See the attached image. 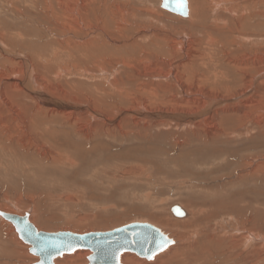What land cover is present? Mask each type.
Returning a JSON list of instances; mask_svg holds the SVG:
<instances>
[{
  "label": "rangeland",
  "instance_id": "374dc122",
  "mask_svg": "<svg viewBox=\"0 0 264 264\" xmlns=\"http://www.w3.org/2000/svg\"><path fill=\"white\" fill-rule=\"evenodd\" d=\"M81 1L60 0L61 4L57 0H0V40L5 43L8 52L21 54L27 59V70L36 78L32 85L27 82L21 83L22 86H7L6 80L12 75L25 80L27 70L22 64L18 67L20 58L13 55L11 57L14 58H11L0 52V92L1 88L5 90L3 96L9 104L0 112V118L5 122L8 119L9 130L14 131L12 141L0 140V205L10 207L13 212L16 208L18 213L29 210L31 205L30 217L45 231H107L143 220L141 222L148 221L164 230L175 243L188 246L201 235L196 236L200 229L202 233L213 235L218 242L210 243L206 249L216 252L221 249L224 254L231 251L233 254H244L242 260L238 259L244 264H264V80L258 79L260 71L264 75V0H244L238 4L229 1L221 3L218 11L213 12L207 7L205 22L193 26L190 24L193 19H183L166 11L161 7L160 0H93L88 7L95 4L99 10L112 13L110 15L117 20H108V14L103 17L101 24L105 26V33L99 28L89 30L87 23L80 18L86 16L75 14L76 17H70L72 15L67 8L79 7V4L82 7L85 0ZM193 1H190L191 6ZM65 4L67 8L63 7ZM235 6L238 7L237 12H245L243 16L247 18L240 28L235 25L238 20L236 15L226 9ZM57 12L58 15H55ZM89 12L87 20L96 24L95 15ZM97 13L96 16H101L99 11ZM212 28L214 30L210 31ZM183 29L190 30L191 34L194 32L192 38L196 42L190 44V48L197 53V57L182 69L180 61H189L186 56L178 51H175L176 55L168 56V52L157 49L156 44L163 41L166 45L171 44L173 38L177 40L176 37L183 35ZM207 30L216 39L215 45H206ZM241 33L250 35L249 39L244 40ZM92 38L96 40L95 44L86 47L85 44ZM0 50L3 49L0 47ZM156 53L168 56L167 60H172L171 68L176 69L181 78L201 84L197 88L203 99L195 94L194 98L206 102L204 107L202 103L194 105L196 113L212 107L211 99L206 98L208 95L235 99L246 92L229 104L231 108H240L241 112L224 115L219 122L209 123L207 128L193 120L191 124L167 117L155 120L136 115L135 109L143 112L150 110L152 113L160 109L163 113L168 109L173 111L178 109L174 107V101L186 98L182 96L183 87H179L171 75L165 79L161 77L162 71H168L170 66H167L166 59L164 63L156 62ZM206 53H210L214 60L208 58L210 60L205 66L200 64L199 59ZM146 54L150 55L149 59L153 58V62L148 59L144 65ZM7 56L15 63L5 61ZM240 57L249 64L236 67L225 65L231 59L233 62H244ZM173 60H176L175 65ZM145 66L152 69L144 74ZM147 74L149 77L145 76ZM158 76V79L151 78ZM215 81L221 82V85L215 84ZM159 82L164 83L161 88L157 86ZM170 82L174 85L167 90L166 84ZM141 83H152L150 86L157 91L141 92L138 88ZM30 85L37 93L46 96V102H37L27 93L28 90H25L27 94L24 93L22 89H31ZM193 85L186 84L185 90L192 89L193 92L196 89ZM163 86L166 90L162 89ZM162 98H165V104L161 102ZM14 112L31 119L30 134L33 137L36 135V141L45 146H38L34 139L29 141L30 136L19 131L21 127L14 129L16 123L8 118ZM34 112L37 114L34 115ZM209 128L220 132H215L216 136L208 140L202 131ZM47 129L58 132L53 134L54 140L58 141L55 145L47 142L42 135ZM49 147L61 155L72 157L75 163L54 164L46 154L48 151L45 148ZM134 166L144 168L149 176L143 173L137 176L139 181H134L131 174H121V170ZM146 192H149V197L144 195ZM64 193H76L74 197L77 200L79 197L78 203L64 202ZM174 204L187 208L191 212L190 217L201 210L194 220L202 227L194 228L197 234L184 235L186 229L193 232V225L182 228L175 225V220L181 218L166 209ZM101 206L107 208L103 210ZM80 211L92 214L93 217L87 221L99 216V222L103 224L96 227L82 221L75 224ZM6 227L13 229L0 219L1 234L7 231ZM248 232L253 237H246ZM15 233L13 229L20 261L22 264H34L36 255L25 248L26 243ZM0 236V240L4 239L0 242V254H6L1 250L11 243L3 235ZM200 248L198 246L192 252L200 253L202 258L194 262L188 259V264H203L205 261L208 262L204 264H234L237 260L223 253L220 257H206V252H201ZM76 252H71V255L64 253L70 256L68 260H64L66 256L55 259L61 264H85L87 256L76 257ZM133 254L136 259L149 260ZM260 259H263L262 263Z\"/></svg>",
  "mask_w": 264,
  "mask_h": 264
},
{
  "label": "bare ground",
  "instance_id": "6f19581e",
  "mask_svg": "<svg viewBox=\"0 0 264 264\" xmlns=\"http://www.w3.org/2000/svg\"><path fill=\"white\" fill-rule=\"evenodd\" d=\"M59 3H61L60 2V0H57ZM73 1V0H72ZM76 1V0H75ZM81 1V0H80ZM190 1L191 0H188V13H187V17H182L181 16V18H185V19H193V20H191L189 23L191 24V26H193V25H195L196 23H203V22H205V20L207 19V16L205 15L206 14V8L208 7H210L209 9H210V11L211 12H213L214 10H217L218 11V9H219V7H221L220 5H221V3H225V2H229V1H233V2H230L231 4H235V3H237L238 4V2H240V1H244V0H194L193 1V3H194V5H192V6H194V7H192L191 6V4H190ZM259 1V0H258ZM82 2V1H81ZM93 2V0H85V1H83V3H84V5L81 7L80 6V4H79V7H76V6H72V7H70L69 9L67 8V6H66V4H65V6H63L64 8H67V10H68V13L70 14V15H72V16H70V17H76V16H74L75 14H79L80 16H86V17H80L82 20H84V23H87V28H89V30H91V29H93L92 31H94V30H98V28L100 29V31L101 32H104V27H102V20H103V17L105 16V15H107V17H110L108 20H112V19H114L115 20V18H113V15H110V14H112V13H109V12H106L105 10H104V12L102 11V10H99L100 8H98L95 4L91 7H88L89 6V3H92ZM73 3V2H72ZM106 3V2H105ZM160 3H161V0H160ZM53 4V3H52ZM61 4H63V3H61ZM74 5V4H73ZM69 6V5H68ZM116 6V5H115ZM119 6V5H118ZM62 7V6H61ZM238 7H240V5L238 6ZM238 7L236 8V6L235 7H226V9H228L229 8V10H230V12L232 13V14H234V15H236V17L238 18V20L237 21H235L236 23H235V25H237L239 28L241 27V24H243L246 20H247V18H245L246 17V15L245 16H243L244 15V13L243 14H241V12L239 11V12H237L238 11ZM244 8L246 7V8H248L246 5H244L243 6ZM48 8H49V6H48ZM55 8V7H54ZM60 8V7H59ZM53 9V8H52ZM225 9V10H226ZM240 9V8H239ZM249 9V8H248ZM60 10V9H59ZM88 10H90V12L89 13H91L92 15H95V16H93L94 18H95V20H96V24L95 23H92V21L90 20V21H88L87 20V13H88ZM166 10V9H165ZM244 10V9H243ZM243 10H241V11H243ZM51 11V10H50ZM99 11V15H101V16H96ZM115 11V10H114ZM129 11V10H128ZM166 11H168V10H166ZM250 11V10H249ZM61 12H62V10H61ZM169 12V11H168ZM58 13L59 12H57L55 15H58ZM170 13H172V12H170ZM259 13V12H258ZM215 14V13H214ZM178 15V14H177ZM211 15V14H210ZM178 16H180V15H178ZM106 17V18H107ZM116 17V16H115ZM218 17V16H217ZM53 18V17H52ZM55 18V17H54ZM91 18V17H90ZM89 19V18H88ZM217 19V18H216ZM246 19V20H245ZM94 20V19H93ZM124 21H127V20H125V18L123 19ZM122 20V21H123ZM224 20H225V18H224ZM59 21V20H58ZM79 21V20H78ZM107 21V19H105V22ZM115 21H117V20H115ZM74 22H75V20H74ZM170 22V21H169ZM65 23V22H64ZM116 23H118V22H116ZM104 24V23H103ZM170 24V23H169ZM175 24V23H174ZM190 24H189V27H190ZM100 25V26H99ZM171 25H173V24H171ZM180 25V24H179ZM199 25V24H198ZM197 25V26H198ZM203 25V24H202ZM79 26H80V24H79ZM175 26V25H174ZM84 27V26H83ZM85 28V27H84ZM174 28H176V27H174ZM184 28V27H183ZM199 28V27H198ZM237 28V27H236ZM119 30V29H118ZM144 30V29H143ZM160 30V29H159ZM185 29H183V31H184ZM196 30V29H195ZM210 31H212V30H214V28H212V29H209ZM240 30V29H239ZM100 31H99V33H100ZM168 31V30H167ZM182 31V30H181ZM190 31V30H189ZM188 30H186V31H184L183 32V35L181 34L180 35V38H178V37H176L177 38V40H175L174 38H173V42L170 44V43H167V45L164 43V41H163V43H157L156 44V48L157 49H159V50H161L162 52H165V51H167L168 52V56H170V55H174L176 52L175 51H178V52H180L182 55H184V56H186L188 59H189V61H180V64H179V62H178V64H179V66H180V68H182L183 69V67L184 68H186L187 66H188V62H190V60H192V59H194L195 57H197V53L196 52H194L193 51V48H190V44H192V43H194V42H196L192 37H193V34H194V32H192V34H191V32H189ZM210 31H206V40H205V43H206V45L207 46H210L211 44L212 45H215L214 43L216 42L217 43V41H215L216 39L214 38V37H212V36H210L209 34L210 33H212V32H210ZM241 31V30H240ZM90 32V31H89ZM97 32V31H96ZM105 33V32H104ZM164 33V32H163ZM179 33V32H178ZM178 33H177V35H178ZM181 33V32H180ZM179 33V34H180ZM102 34V33H101ZM158 34V33H157ZM156 34V35H157ZM162 34V33H161ZM242 34V36L244 37V40H248L249 39V37H250V35H247V34H243V33H241ZM204 35H205V33H204ZM240 35V34H239ZM78 36V35H77ZM164 36V35H163ZM241 36V37H242ZM167 37V36H166ZM1 39H4V38H2L1 37ZM93 40H91V42H88V43H86L85 44V46L86 47H90L93 43L95 44V42H96V40H94V38H92ZM113 39V38H112ZM156 39V38H155ZM253 39V38H252ZM162 40H163V38H162ZM200 40V39H199ZM243 40V39H242ZM230 42V41H229ZM252 44V43H251ZM5 45V43L3 42V41H1L0 40V47H1V49H3V50H0V52L2 53V55L3 54H6V55H10V57L13 55V56H15V58H20L21 59V61H18V63H17V65L18 64H22L23 66H25V69L27 70L28 68H29V63H28V61H27V59H25V58H23L22 57V55L21 54H18V53H12L10 50H9V52H8V48L6 47V45ZM79 45V44H78ZM151 45V44H150ZM154 45V44H153ZM195 45V44H194ZM211 45V46H212ZM238 45H239V42H238ZM243 45V44H242ZM82 46V45H81ZM155 46V45H154ZM219 47H223L222 45H218ZM217 46V47H218ZM231 46H233V45H231ZM236 46V45H235ZM83 48V47H82ZM102 48V47H101ZM196 48V47H195ZM93 49V48H92ZM92 49H91V51H92ZM190 49H191V51H192V53H191V51H190ZM226 49H227V47H226ZM99 51V50H98ZM97 51V52H98ZM147 51V50H146ZM227 51V50H226ZM5 52V53H4ZM144 52V51H143ZM150 52V51H149ZM160 52V51H159ZM158 52V53H159ZM171 52V53H170ZM201 52V51H200ZM199 52V53H200ZM222 52V51H221ZM224 52V51H223ZM253 52V51H252ZM155 53V52H154ZM203 53V52H202ZM201 53V54H202ZM228 53H229V51H228ZM90 54H91V52H90ZM157 54V53H156ZM161 54V53H160ZM207 54V53H206ZM205 54V56L204 55H201V57H200V59H199V61H200V64H204L205 66L207 65V63H208V61L210 60V59H208V58H212V56H211V54L210 53H208L207 55ZM215 54V53H214ZM176 55V54H175ZM7 56V57H8ZM154 56H157V61L156 62H159V63H164L165 62V60L164 59H166V63H168L167 64V66H170V68H169V70L167 71V69L166 70H164V71H162V78H166V77H169L170 75L172 76V78L171 79H174L175 80V82H176V84H177V82H178V86L179 87H183V88H181V89H184V93L182 94V96H183V98L186 96V98H184V99H181V100H179V101H174V103H175V105H174V107H176V108H178V109H175V110H170V109H168V110H164V113H163V111H161V109L158 111V112H155V113H152V111H150V110H147V112H143V111H140V110H138V111H136V109L134 110L135 111V114L136 115H138V116H146L147 117V119L148 118H150V117H153V118H151V119H155L156 120V118H158L159 117V119L160 118H166L167 117V119L168 118H172L173 120H175V119H178L180 122L181 121H183V122H191V124H192V120L193 121H195V122H197V125H201V127L202 126H206V128H207V125L209 124V123H215V122H219L221 119H220V117L222 118V116H224V115H233V114H238L239 112H241V109L240 108H231V107H229V104L231 103V101H235L236 99H239L243 94H246V92H242V93H240V96H237L235 99L233 98V99H231V98H222V97H214V98H212V94L210 95L211 97H209V95H208V93H207V100L208 99H211V101H212V107H206V109H204L203 111L201 110V112H198V113H196L195 111H196V107L194 106V105H201V103H202V105H203V103L204 102H206L205 100H202L203 99V97H201V95H200V91H199V88H197L199 85L198 84H200L199 82H197L196 84H194V83H191L190 81H189V79H184V78H181L180 76H179V74L177 73V72H175L176 71V69H173V68H171L172 67V60L170 61V60H167V58L166 57H168V56H159L158 54L157 55H154ZM10 57H8V58H6L7 60H5V61H9L8 63H11L12 64V62L13 63H15L14 61H12V59H10ZM149 57H150V55L148 54H146L143 58H144V61H143V63H144V65H145V61L147 62L148 61V59H149ZM153 57V56H152ZM193 57V58H192ZM11 58H14V57H11ZM142 58V59H143ZM202 58H204L203 60H202ZM261 58L262 57H260L259 58V60L261 61ZM3 59H4V57H3ZM95 59H97V58H95ZM101 59V58H100ZM153 59V58H152ZM152 59H149V60H151L152 61ZM179 59V58H178ZM196 59V58H195ZM224 59V58H223ZM230 59V58H229ZM240 59H241V57H240ZM16 60V59H15ZM177 60V59H176ZM175 60V61H176ZM212 60H214L213 58H212ZM211 60V61H212ZM222 60V59H221ZM233 59H231V60H227V63L225 62V65H231L230 67H232V66H234V67H236V66H239V65H246V64H249V63H247V61H244L243 59H241V60H243L244 62H242V61H240V62H233L232 61ZM238 60H239V58H238ZM118 61V60H117ZM154 61H155V59H154ZM174 61V60H173ZM175 61H174V65H175ZM198 61V62H199ZM235 61V60H234ZM153 62V61H152ZM248 62H249V60H248ZM139 63H141V62H139ZM155 64V63H154ZM129 65V64H128ZM149 65H150V62H149ZM192 65V64H191ZM190 65V66H191ZM103 66V65H102ZM139 66V65H138ZM138 66H136V67H138ZM157 66V65H156ZM155 66V67H156ZM163 66H165V65H163ZM262 66V65H261ZM16 67V66H15ZM18 67H19V65H18ZM21 67V66H20ZM159 67V66H158ZM226 67H228V66H226ZM254 67V66H253ZM101 68V67H100ZM139 68V67H138ZM137 68V69H138ZM145 68V71L146 72H144V74L145 73H147L149 70H151L150 68H148L147 66H145L144 67ZM160 68V67H159ZM168 68V67H167ZM214 68V67H213ZM140 69V68H139ZM143 69V68H142ZM141 69V70H142ZM193 69V68H192ZM215 69H216V67H215ZM232 69V68H231ZM22 70V69H21ZM102 70V69H101ZM245 70V69H244ZM30 70H27V74H26V78H25V80H22V78H18V76H10V77H8L7 78V82H6V85L8 86H10V85H14V86H19V85H21V83H27V82H29V83H31V85L33 84V83H35L36 82V78L35 77H33V76H31V71L29 72ZM104 71V70H103ZM140 71V70H139ZM153 71V70H152ZM165 71H167V72H165ZM29 72V73H28ZM155 72V71H154ZM247 72V71H246ZM143 73V72H142ZM153 73V72H152ZM159 73V72H158ZM160 73H161V71H160ZM262 73V74H261ZM138 74V73H137ZM150 74H151V71H150ZM156 74V73H155ZM214 74H216V73H214ZM227 74V73H226ZM258 74H260L257 78L259 79V81L260 80H264V75H263V72H259ZM56 75H58V74H56ZM149 74H147V75H145V76H148ZM157 75V74H156ZM155 75V76H156ZM237 75H238V73H237ZM263 75V76H262ZM151 76V75H150ZM243 76V75H242ZM262 76V77H261ZM20 77V76H19ZM149 77V76H148ZM147 77V78H148ZM215 77V76H214ZM151 78H159V76L158 77H151ZM217 78V77H216ZM38 79V78H37ZM40 79V78H39ZM41 79H42V77H41ZM197 79V78H196ZM195 79V80H196ZM200 79V78H199ZM205 79H207V78H205ZM204 79V80H205ZM222 79V78H221ZM195 80H193V81H195ZM207 80H209V79H207ZM149 81V80H148ZM169 81V80H168ZM258 81V82H259ZM205 82V81H204ZM214 82V81H213ZM213 82H211V83H213ZM42 83V82H41ZM153 83V82H152ZM151 83V84H152ZM171 83V82H170ZM219 83V81H215V84H218ZM226 83V82H225ZM151 84H149V85H144L143 83H141V85H140V87H138L139 88V90L142 92V91H145V90H147L148 92L150 91V90H155V91H157V88H153V87H151L150 85ZM166 84V83H165ZM186 84L188 85V86H190L191 84L193 85H195L196 86V89L193 87V89H195V90H197V91H193L192 92V89L190 90V91H186L185 90V88H187L186 87ZM220 85H221V82L219 83ZM259 84H260V82H259ZM30 85V86H31ZM160 85H164V83L163 82H159V83H157V86H159L160 88H161V86ZM174 84H166V86L168 87L167 88V90H169V88L170 87H172ZM193 85V86H194ZM201 85V84H200ZM22 86V85H21ZM185 86V87H184ZM213 86V85H212ZM227 86H229V85H227ZM226 86V87H227ZM4 87V86H3ZM6 87V86H5ZM155 87V86H154ZM210 87V86H209ZM23 88V87H22ZM251 88V87H250ZM32 89V90H31ZM31 89H29V87H27V89H22L23 91H24V93L25 94H30V95H32L33 97H34V99H36L37 100V102H40V103H44V101L46 100L45 99V97L46 96H44V95H42L41 93H37L35 90H34V88H33V86H31ZM163 90H166V87L165 86H163V88H162ZM211 89V88H210ZM247 89V88H246ZM3 89L1 88V92H0V112H2L3 110H4V108L6 107V108H8V103H7V100L6 99H4V94H6L5 93V90H3ZM25 90H28V92L26 93L25 92ZM154 91V92H155ZM209 91V90H208ZM151 92V91H150ZM193 94H192V93ZM240 92V91H239ZM146 93V92H145ZM191 93V94H190ZM217 93V92H216ZM44 94V93H43ZM174 94V93H173ZM194 94L195 95H200V98H202V99H195L194 98ZM214 94H215V92H214ZM172 95V94H171ZM215 95H217V94H215ZM155 96H157V95H155ZM193 96V97H192ZM203 96H204V94H203ZM154 97V96H153ZM175 97V96H174ZM173 96H171V98L174 100L175 98H174ZM188 97H190V98H188ZM235 97V96H234ZM166 98V97H165ZM165 98H162L163 100L161 101L162 103H166V100H165ZM168 98V97H167ZM2 99V100H1ZM143 99V98H142ZM9 100V99H8ZM10 101V100H9ZM47 101H49V100H47ZM144 101H146V99L144 100ZM211 101H210V103H211ZM46 102V101H45ZM50 102V101H49ZM142 102V101H141ZM147 103H150V102H148V101H146ZM161 102H159V103H161ZM170 102V101H169ZM209 102V101H208ZM146 103V104H147ZM171 103V102H170ZM236 103V102H235ZM139 104V103H138ZM207 104V103H206ZM62 105H64V104H62ZM167 105H168V101H167ZM38 106V105H37ZM65 106V105H64ZM144 106H145V104H144ZM39 107V106H38ZM74 107V106H73ZM147 107V105L145 106V108ZM193 107V108H192ZM203 107H204V105H203ZM11 109V108H10ZM20 109H22V108H20ZM38 110H39V108H37ZM143 109H144V107H143ZM147 109V108H146ZM174 109V108H173ZM199 109V108H198ZM240 109V110H239ZM12 110V109H11ZM55 110V109H54ZM13 111V110H12ZM16 111V110H15ZM130 111V110H129ZM128 111V112H129ZM174 111H175V113H174ZM192 111V112H191ZM198 111V110H197ZM11 112V111H10ZM49 112V111H48ZM55 112H56V110H55ZM127 112V113H128ZM47 113V112H46ZM122 113V112H121ZM123 113H124V111H123ZM35 114H37V113H35L34 112V115ZM47 114H49V113H47ZM47 114H46V116H47ZM134 114V113H133ZM39 115V114H38ZM75 115V114H74ZM131 115V114H130ZM7 116V115H6ZM9 119H11V120H13L14 122L13 123H16L15 124V128L14 129H16L17 127L19 128V127H21V129H19V131L20 130H22L21 131V133H23V134H27V135H29L30 136V138L28 139L29 141L32 139H34L35 140V142L37 143V145L39 146H41V147H43V146H45L44 145V143H41V141H36V135H34V137L30 134V124H32L31 122V119L30 118H27L25 115H22L20 112H19V114H16L15 112H14V115H11V117H8ZM138 118V117H137ZM140 118V117H139ZM76 119V118H75ZM75 119H74V121H75ZM166 119V120H167ZM204 119V120H203ZM203 121H204V123H203ZM9 121H8V119H7V122H5V120H3V119H1L0 118V140H2V141H12L13 140V137H12V132H14V131H12V132H10L11 130H9V128H8V126H7V123H8ZM134 123V122H133ZM137 123V122H136ZM161 123V122H160ZM194 123V122H193ZM202 123V124H201ZM162 124V123H161ZM165 124V123H164ZM10 125V124H9ZM72 125H73V123H72ZM32 126V125H31ZM168 127V126H167ZM196 128V127H195ZM258 128V127H257ZM204 131V132H203ZM202 131V134L203 135H206V138L209 140V139H212V138H214L213 136L215 135L214 133L215 132H217V131H219V130H217L216 128H209L208 130H203ZM206 131V132H205ZM220 132V131H219ZM15 133H16V131H15ZM56 133H58V132H56V131H50V129H47L46 131H44V133L42 134V135H44L45 137V139H47L46 141L48 142L49 141V143L51 142V144H53L54 143V145H55V143H57L58 141H56V140H54V135L53 134H55L56 135ZM20 134V133H19ZM21 135V134H20ZM47 135H50L49 137H46ZM5 136H6V139H5ZM10 136H11V138H10ZM51 136H52V138H51ZM216 136V135H215ZM26 140V139H25ZM1 141V142H2ZM19 141V139L17 140V142ZM205 141V140H204ZM1 142H0V144H1ZM39 143V144H38ZM14 145H15V142H14ZM23 145H24V143H23ZM49 145V144H48ZM227 146V145H226ZM15 147V146H14ZM14 147H12V148H14ZM39 148V147H38ZM8 149H9V147H8ZM41 150V149H40ZM44 150V149H43ZM45 150H47L48 151V153H46L50 158H49V160H51V161H53L54 162V164H59V165H63V164H67V163H69V164H74L75 162H73V159H71L72 157H68L67 155H64V154H60V153H58L57 151H54L55 149H51L50 147L47 149V148H45ZM44 150V151H45ZM11 151V150H10ZM14 151H16V150H14ZM20 151V150H19ZM23 152H25V151H23ZM55 152H57V153H55ZM7 153V152H6ZM62 153V152H61ZM36 154V153H35ZM40 154H41V152H40ZM40 154H39V156H40ZM30 155V154H29ZM42 155H44L45 156V154H43L42 153ZM38 156V157H39ZM41 157V156H40ZM37 160H41L40 158H36ZM36 160V161H37ZM46 162V161H45ZM50 163V162H49ZM43 164V163H42ZM47 165V164H46ZM131 166V165H130ZM201 166V165H200ZM143 173H145V175H146V177H148L149 175L147 174L148 172H144V168H142V169H140V168H138V167H128L126 170H121V174H125V175H128V174H131L132 175V177H133V180L134 181H139L140 180V178H137V176H141V175H143ZM137 174V175H136ZM137 178V179H136ZM131 179V178H130ZM141 180H142V178H141ZM37 185H38V183H37ZM36 186V185H35ZM33 191V190H32ZM45 193V192H44ZM132 193V192H131ZM50 195H51V193H50ZM74 195H76V193H74ZM74 195H73V193H71V194H67V193H64V195H63V197H62V200L64 201V202H66V203H72V202H75L76 204L78 203V200H79V197H78V200H77V197H74ZM133 195V194H132ZM145 196L147 195L148 197H149V192H146L145 194H144ZM51 197H53V196H51ZM151 198V197H150ZM55 200H57V199H55ZM146 201V200H145ZM149 201V200H148ZM11 203V202H10ZM13 205H14V203H12ZM70 205V204H69ZM175 205V204H174ZM98 206V205H97ZM100 206V205H99ZM98 206V207H99ZM106 206V205H105ZM105 206H101V208H103V210L105 209V208H107V207H105ZM154 206V205H153ZM172 205H170L168 208H166V209H168L167 211H170L171 212V210H170V207H171ZM181 206V205H180ZM5 207H7V206H5V205H0V210L1 211H3V212H6V213H9V214H17V215H23L25 212H27L28 213V215H29V217H30V214H32V206L30 205V209L29 210H23L21 213H18V212H15L16 211V208H14L15 209V211L13 212L12 210H10L9 208H5ZM15 207V206H14ZM66 207V206H65ZM110 207H111V205H110ZM182 207V206H181ZM36 208H37V206H36ZM94 208H96V207H94ZM161 209V208H160ZM182 209L184 210V213H185V215L184 216H178L177 218H181V219H179L178 221L177 220H175L176 222H175V225H178V228H182V226H188V225H193L192 227V229H193V232L192 231H188V229H186L184 232H185V234L184 235H188V234H186V233H191V235L193 236V234H194V232H195V229L194 228H196V230L199 228V227H201V225H199L198 223H197V221L195 222L194 220H195V216H197L198 215V212L200 211L201 212V210L199 209V211L196 213L195 212V214L194 215H192L191 217H190V215H191V212L187 209V208H183L182 207ZM20 210V209H19ZM46 210V209H45ZM63 210V209H62ZM69 210V209H68ZM107 210V209H106ZM157 210H158V208H157ZM162 210V209H161ZM165 210V209H164ZM34 211H36V209L34 210ZM66 211V210H65ZM159 211V210H158ZM166 211V212H167ZM37 212H38V210H37ZM50 212V211H49ZM107 212V211H106ZM162 212V211H161ZM165 212V213H166ZM35 213V212H34ZM40 214V213H39ZM65 214V213H64ZM63 214V215H64ZM67 214V213H66ZM72 214V213H71ZM173 214V213H172ZM167 215V214H166ZM169 215V214H168ZM76 216H78L79 217V219H77V221L78 222H74L75 224L77 223V224H80L81 223V221H82V223H86V224H88V225H91V226H94V227H96V225H101V224H103L102 222H99V216H97L96 218H94L93 220H91V221H87V220H89V219H91L93 216H92V214H90V213H86V212H84V211H80V213H78ZM170 216V215H169ZM176 217V216H175ZM190 217V218H189ZM188 218V219H187ZM204 218V217H203ZM0 219L1 220H3V221H5L6 223H8L9 225H11L12 227H13V229H14V232H16L15 231V227L12 225V223L11 222H9V221H7L5 218H2L1 216H0ZM51 219V218H50ZM75 219V220H76ZM187 219V220H186ZM36 220V219H35ZM39 220V219H38ZM101 220V219H100ZM106 220V219H105ZM153 220V219H152ZM30 221H32L33 223H34V225L36 226V228L38 229V230H40V231H45V230H43V229H40L41 227H40V224H38V223H36L35 221H33V218H31L30 217ZM47 221V220H46ZM84 221H86V222H84ZM125 221V220H124ZM141 221H143V220H141ZM141 221H139V222H141ZM154 221V220H153ZM116 222H119V221H116ZM148 222V221H147ZM156 222V221H155ZM105 224V223H104ZM113 224V223H112ZM118 224V223H117ZM116 224V225H117ZM110 225V224H109ZM8 226V225H7ZM64 226V225H63ZM197 226H199V227H197ZM177 227V226H176ZM7 228V231L5 232V233H3L2 232V234L0 233V235H3L4 236V238H5V240L6 241H10V243H11V245L9 244V246H3V250H1V251H3V252H5L6 254H3V253H1L0 254V264H22V262L20 261V256H19V254H20V251L18 250V248L16 247V236L14 235V234H12V231H13V229H11V227H6ZM5 228V229H6ZM43 228H44V226H43ZM56 228V227H55ZM188 228H190V227H188ZM202 228V227H201ZM59 229V228H58ZM51 230V229H50ZM50 230H46V231H50ZM64 230H66V229H64ZM191 230V229H190ZM55 231H57V230H55ZM101 231V230H100ZM182 231H183V229H182ZM197 231H199L198 232V234H197V232H195V234H197L196 236H198V235H200L199 233H201V235L195 240V242L193 243V244H188V246H186V245H184V244H182V243H175L176 241H174V243L173 244H171V245H169L166 249H164L163 251H161L160 253H158V254H156L154 257H153V259L151 258V259H149V260H147V262L146 261H144V260H141V259H136V257L134 256V254H133V252H132V254H131V252H130V254L129 253H125V252H123V253H121L120 254V258H119V264H188V262H187V260L188 259H190V260H193V262L194 261H196L198 258H200L201 257V255H200V253H194V252H192V251H194L195 249H196V247H198V246H200L201 248V252L203 251H205L206 252V254H204L206 257L207 256H212V257H217V256H219L220 257V255H221V253H225V252H222V250L221 249H219V250H217L218 252H216V250L214 251H211V249L209 250V249H206V247L208 246V248H209V245H210V243H215L216 242V239H215V237L213 236V235H209V233H202V230H200V229H198ZM74 232V231H73ZM82 232V231H81ZM91 232V231H90ZM93 232V231H92ZM84 233V232H83ZM15 234H17V233H15ZM18 235V234H17ZM19 236V235H18ZM1 237V236H0ZM246 237H249V238H251V237H253V235H251V233H249L248 232V234L246 235ZM182 238V237H181ZM218 238V237H217ZM184 239V238H183ZM22 240V239H21ZM180 240V239H179ZM217 241H218V239H217ZM0 242H4V239L3 240H0ZM24 242V241H23ZM205 242H207L208 244L207 245H205ZM185 243V242H184ZM216 243H218V242H216ZM220 246V245H219ZM222 246V245H221ZM25 248H27V249H29V245L28 244H26V246H25ZM212 248H214V247H212ZM220 248V247H219ZM199 249V250H200ZM203 249V250H202ZM232 252V251H231ZM231 252H229V253H227V254H224V255H226L228 258H231L232 256V259L233 260H236V261H234V264H237V263H239V264H244V263H242V258L244 257V254H239V253H234L233 254V252L231 253ZM92 252L91 251H89V250H84V249H81V250H77V252L74 254V256H76V257H81V255L82 256H89L90 254H91ZM70 254V253H69ZM71 255V254H70ZM61 256H66L65 258H64V260L65 259H69V257L70 256H68L67 257V255L65 254H63V255H61ZM203 256V255H202ZM25 257V256H24ZM37 257V256H36ZM262 257V256H261ZM23 258V257H22ZM142 258V257H141ZM202 258V257H201ZM246 258V257H245ZM248 258V257H247ZM250 258V257H249ZM252 258V257H251ZM258 258V257H257ZM87 259V258H86ZM143 259H145V258H143ZM206 259V258H205ZM238 259H241V260H238ZM24 260V259H23ZM33 260V259H32ZM37 260H38V257H37ZM71 260H73V259H71ZM203 261H205L204 259H202ZM207 260V259H206ZM257 260V259H256ZM202 261V262H203ZM249 261H250V259H249ZM260 261V263H262L263 262V259H260L259 260ZM81 262V261H80ZM206 263L208 262V261H205ZM204 262V263H205ZM247 262V261H246ZM69 263V262H68ZM75 263H76V261H75ZM82 263V262H81ZM80 263V264H81ZM86 263H88V260H87V262ZM85 263V264H86ZM199 263V262H198ZM197 263V264H198ZM203 263V264H204ZM227 263V262H226ZM54 264H61L59 261H57L55 258H54ZM191 264V263H190Z\"/></svg>",
  "mask_w": 264,
  "mask_h": 264
},
{
  "label": "water",
  "instance_id": "95a60500",
  "mask_svg": "<svg viewBox=\"0 0 264 264\" xmlns=\"http://www.w3.org/2000/svg\"><path fill=\"white\" fill-rule=\"evenodd\" d=\"M160 5L169 12L187 17L182 10L188 13V0L186 9H182L181 0H161ZM170 210L176 217L185 215L179 204L172 205ZM0 216L12 223L19 237L29 245L30 253L38 257L34 264H54V258L80 249L92 252L86 264H119L123 252L131 251L139 257L151 259L174 243L164 230L147 221L129 222L107 231L77 233L70 230L40 231L30 221L27 212L13 215L0 210Z\"/></svg>",
  "mask_w": 264,
  "mask_h": 264
},
{
  "label": "snow or ice",
  "instance_id": "6c2138e0",
  "mask_svg": "<svg viewBox=\"0 0 264 264\" xmlns=\"http://www.w3.org/2000/svg\"><path fill=\"white\" fill-rule=\"evenodd\" d=\"M181 5H182V9H186V7H187V0H181ZM165 6H167V4ZM182 14L186 15L187 12L182 10ZM167 243H171V241H167ZM164 246H167V245L165 244Z\"/></svg>",
  "mask_w": 264,
  "mask_h": 264
}]
</instances>
